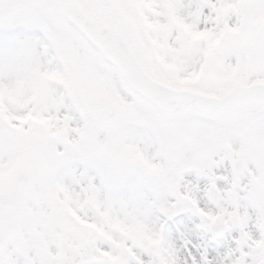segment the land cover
I'll return each instance as SVG.
<instances>
[{
	"label": "snow or ice",
	"instance_id": "6c2138e0",
	"mask_svg": "<svg viewBox=\"0 0 264 264\" xmlns=\"http://www.w3.org/2000/svg\"><path fill=\"white\" fill-rule=\"evenodd\" d=\"M0 264H264V0H0Z\"/></svg>",
	"mask_w": 264,
	"mask_h": 264
}]
</instances>
